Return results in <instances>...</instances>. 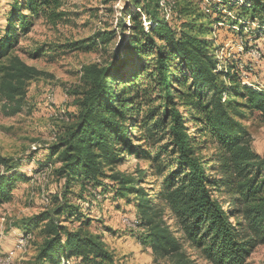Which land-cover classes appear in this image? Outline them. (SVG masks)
Returning <instances> with one entry per match:
<instances>
[{"label": "trees", "instance_id": "16d2710c", "mask_svg": "<svg viewBox=\"0 0 264 264\" xmlns=\"http://www.w3.org/2000/svg\"><path fill=\"white\" fill-rule=\"evenodd\" d=\"M60 1L14 0L7 11L0 33V60L7 58L0 64V96L11 112L22 107L28 81L43 73L12 54L20 30L28 29L32 14ZM221 4L229 10L238 6L264 29V0H124L116 26L69 43L73 49H106L120 38L106 62L83 65V85L71 91L78 111L48 145V158L56 156L58 172L70 185L76 181L98 192L114 188L116 198L133 196L142 228L138 238L155 257H168L166 264H194L183 242L215 264H245L264 242V156L253 149L239 118L249 108L264 120V86L223 61L207 36L213 22L202 21L204 14ZM154 138L167 139L148 146ZM164 152L173 165L164 167ZM130 154L147 158L151 174L162 176L153 195L142 184L145 169L138 168L137 175L114 171ZM0 163L2 201L30 176L14 157L0 155ZM215 190L230 193L240 215L236 222ZM83 213L81 205L63 201L23 218L25 231L40 226L43 232L34 264H119L102 235L86 227L92 219ZM69 218L79 225L65 223Z\"/></svg>", "mask_w": 264, "mask_h": 264}, {"label": "rangeland", "instance_id": "374dc122", "mask_svg": "<svg viewBox=\"0 0 264 264\" xmlns=\"http://www.w3.org/2000/svg\"><path fill=\"white\" fill-rule=\"evenodd\" d=\"M13 1L0 0L1 34ZM60 2L58 7L32 14L31 24L28 29L20 30L19 41L12 50V54L19 55L43 71L40 76L28 81L22 107L17 112H11L9 102L0 96V155L20 161L19 169L30 176L17 182L9 199L0 201V264H34L43 232L40 226L26 228L25 231L22 220L43 210H51L63 201L81 205L83 214L92 219L86 227L102 235L119 264H166L168 257H155L150 247L138 238L142 228L135 219L137 210L133 196L127 200L125 196L116 198L114 188L98 192L90 186L84 189L76 181L70 185L66 183V177L58 172L61 163L56 156L48 158V145L66 131L70 121L68 117L74 118L78 111L75 94L71 91L83 85V65L106 62L120 38H115L106 49L97 46L73 49L70 41L89 39L100 29L116 26L124 10V0ZM220 6V10L211 9L207 12L209 15L204 14L202 21L213 22V29L207 36L213 38V46L220 49L219 56L223 61L227 60L232 66L238 65L236 68L245 80L263 87L264 29L256 25L250 13H243L238 6L232 10L223 4ZM168 8L171 9L170 6ZM29 11V8L25 9V13ZM197 11L202 13L198 7ZM145 24L148 25L147 22ZM6 59H1L0 64ZM242 111L239 118L248 127L253 149L264 156V120L258 110L245 108ZM166 139L162 138L161 142H157V138L150 139L148 146L158 147ZM205 152L210 153L211 150ZM162 160L164 167L173 165L168 152L163 153ZM138 168L146 170L142 184L153 195L162 176L151 174V163L147 158L130 154L115 165L114 171L137 175ZM3 169L0 163V171ZM106 169L111 172L109 167ZM215 194L223 200L224 206L231 212L232 221L236 222L240 215L235 209L237 206L229 202L230 193L215 190ZM71 219L64 221L72 226L79 225L76 218L75 221ZM177 235L181 237L179 232ZM183 247L194 264H215L188 242H183ZM71 261L69 259L67 263ZM245 264H264V242L253 248Z\"/></svg>", "mask_w": 264, "mask_h": 264}]
</instances>
